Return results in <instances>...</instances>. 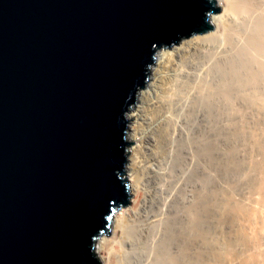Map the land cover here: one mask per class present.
<instances>
[{
  "label": "water",
  "instance_id": "water-1",
  "mask_svg": "<svg viewBox=\"0 0 264 264\" xmlns=\"http://www.w3.org/2000/svg\"><path fill=\"white\" fill-rule=\"evenodd\" d=\"M214 0H0V264H100L130 204L124 116ZM132 120V118L130 119Z\"/></svg>",
  "mask_w": 264,
  "mask_h": 264
},
{
  "label": "bare ground",
  "instance_id": "bare-ground-1",
  "mask_svg": "<svg viewBox=\"0 0 264 264\" xmlns=\"http://www.w3.org/2000/svg\"><path fill=\"white\" fill-rule=\"evenodd\" d=\"M214 1L220 12L208 15L213 29L169 49H156L147 88L138 90L135 109L125 113L129 130L125 140L133 142L127 149L125 178L129 193L139 198L135 207L112 214L109 227L117 240L110 246L103 234L94 240L93 252L100 264H188L193 248V256L205 255L204 228L213 204L208 206L204 180L235 153L238 125L229 106L238 97L234 96L237 76L233 77L240 65L236 56L244 58L246 50L259 55L248 52L258 58L253 63L247 59L245 82L264 87V0ZM236 40L246 44L237 45ZM213 49L230 54L222 50L215 55ZM174 182L175 187L189 184L190 199L179 198L171 186Z\"/></svg>",
  "mask_w": 264,
  "mask_h": 264
},
{
  "label": "rangeland",
  "instance_id": "rangeland-1",
  "mask_svg": "<svg viewBox=\"0 0 264 264\" xmlns=\"http://www.w3.org/2000/svg\"><path fill=\"white\" fill-rule=\"evenodd\" d=\"M235 43H237V45L238 43L239 45L242 44L243 46L244 44H246L245 41L243 42L244 44L239 41ZM238 47L240 48V46ZM161 49H168V48H161ZM213 50H215L213 52L214 54L217 51L221 53H223L224 51V54L226 51L229 52V50L226 49H222L223 51L222 50L219 51L220 49H217V51L216 49ZM246 51L243 52V57L246 60H244V58H241L240 56L241 54L238 55L239 57L236 56V59L238 58V60H236V65L239 64L240 65L236 67L235 75L233 77L236 78L237 76V79L235 80H237L238 83L236 82V84L238 85H236V90L234 89L235 92L234 96L236 95L238 96L235 97L237 98L238 101L233 97L232 99L234 100L231 99L230 103L234 108H231L232 107L231 104L229 106L230 110L235 113V117H236L235 121L238 125L237 126L238 132L236 130L237 136L235 135L234 137L235 149L233 148V151L235 153L233 157L227 158V160L224 159L222 163H220L218 172L216 173L211 172L210 175L205 177L204 191H205V195L208 198V203H209L208 206H210L211 204L214 205L208 207L211 209H209V212H207L208 217L206 216V222L204 228L205 247L203 246L204 247L203 254L205 255H202L203 257L201 258L193 256L196 255L195 253L196 249L195 248L191 249L190 251L192 253L189 251L190 252L189 258L191 260L187 259L190 260L187 261L189 262L188 264H246V263L264 264V161H263L264 160V148H263L264 147V108H262L264 107L263 104L264 89H262L264 87L261 84H257V88L256 86H253V84L251 83H249L251 85H249L248 83H247L248 85L246 84L245 76H247V73L245 75V72H248L246 69L249 68L248 66L251 60H252L251 63H253V60L255 61V59L258 58L257 56H259L255 52L253 53L251 51L253 53L252 54L249 51L247 52ZM218 52L215 55L220 54ZM245 52L248 54L247 56ZM248 52L250 53V55L252 54L254 56V54H257V56L255 55L256 56L255 58L253 56L251 57ZM224 54L221 55L223 56ZM226 54L229 55L230 52ZM247 59L250 60V62H247L248 61ZM239 60L240 61L244 60V62L245 61L246 62L244 63L242 61L243 62V63L241 62L242 64L241 63L237 64ZM243 64L245 65L247 64V66ZM236 70L238 73L236 72ZM238 79H240L241 81L243 80V82H240V80ZM149 81H150L149 77L147 76V81L142 89L147 88L146 86ZM204 91L207 90L204 89ZM237 92L239 95L237 94ZM249 92L251 95L249 94ZM254 94L255 96H253ZM136 103H137V99L133 103V108H131L129 111L135 109ZM236 108L238 109V111ZM254 110H256L257 112ZM239 125L241 128L239 127ZM128 132L129 130L126 125V133L124 136L125 139ZM130 145L126 146V150L129 149ZM125 164H124V176H125ZM258 166H260V168ZM138 174L139 177L142 175L141 170H139ZM142 177L143 176H141V178ZM140 180L143 181V178ZM174 184L175 182L171 183V186H173ZM175 185L177 186V184ZM188 185L189 184L175 187L176 194H178L179 198L183 199L184 202H186L187 199H190V196L188 194L190 188ZM174 187H172L173 191H174ZM186 192L187 194H185ZM138 198L139 195H137L134 192L131 195L130 204L126 207L119 208L117 211L123 212L122 209H125L130 206L135 207L137 204L136 200ZM250 213H252V215ZM103 235L110 241L108 246H110L112 242L117 240L116 237L114 238L110 227H109V234L108 235L103 234ZM258 235L261 236L259 237ZM261 254L263 256H261ZM103 258L104 260L103 259L102 260L105 262L106 253L103 254Z\"/></svg>",
  "mask_w": 264,
  "mask_h": 264
}]
</instances>
